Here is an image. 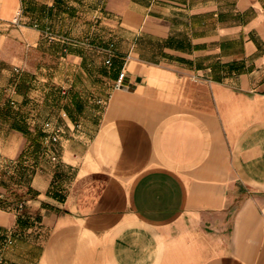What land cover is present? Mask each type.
Instances as JSON below:
<instances>
[{
    "label": "crops",
    "instance_id": "crops-1",
    "mask_svg": "<svg viewBox=\"0 0 264 264\" xmlns=\"http://www.w3.org/2000/svg\"><path fill=\"white\" fill-rule=\"evenodd\" d=\"M63 3L0 0V70L42 39L31 8ZM69 4L115 43L114 88L54 172L0 186V264H264V0ZM23 141L0 139V168Z\"/></svg>",
    "mask_w": 264,
    "mask_h": 264
},
{
    "label": "rangeland",
    "instance_id": "rangeland-1",
    "mask_svg": "<svg viewBox=\"0 0 264 264\" xmlns=\"http://www.w3.org/2000/svg\"><path fill=\"white\" fill-rule=\"evenodd\" d=\"M70 1L64 0L62 6L31 8L42 20L29 15L27 23L42 30V39L26 52L23 45L16 43L9 49L12 61L0 70V139L7 143L22 138L25 142L23 152L15 158H21L22 163H6L0 168V186L12 194L30 192L27 187L37 163L41 169L54 172L55 165L61 162L60 143L68 135V123H82L83 128L94 131L89 124L96 127L99 119L90 116L101 117L107 106L106 96L114 88L109 73L113 71L105 64L103 52L108 42L97 34H89V15ZM93 25L95 30L99 23ZM46 122L60 129L57 141L48 137ZM66 154L67 159L69 153ZM69 171L67 183L74 174ZM20 178L27 184H20ZM17 196L12 197L22 207L25 201L17 200ZM9 202L13 200L3 194L0 208L11 207Z\"/></svg>",
    "mask_w": 264,
    "mask_h": 264
},
{
    "label": "built area",
    "instance_id": "built-area-1",
    "mask_svg": "<svg viewBox=\"0 0 264 264\" xmlns=\"http://www.w3.org/2000/svg\"><path fill=\"white\" fill-rule=\"evenodd\" d=\"M103 52L105 54V64L107 65L108 68H113L114 67V58L117 54L115 43L113 41H110L103 48ZM125 74H126V71L124 68H122L118 74V77H117V81L115 84L116 88L123 87V79L125 77ZM12 103H14V102L12 101ZM44 130H46L50 133L48 137L52 141L58 140L57 132H59L60 129L52 128V124L50 122H46L44 125ZM261 215H262L263 220H264V208L261 209Z\"/></svg>",
    "mask_w": 264,
    "mask_h": 264
}]
</instances>
